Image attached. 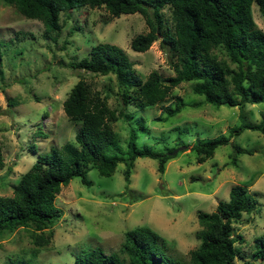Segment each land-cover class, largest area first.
<instances>
[{"label":"rangeland","instance_id":"1","mask_svg":"<svg viewBox=\"0 0 264 264\" xmlns=\"http://www.w3.org/2000/svg\"><path fill=\"white\" fill-rule=\"evenodd\" d=\"M161 11L171 26L169 10ZM250 12L264 33V16L256 3ZM59 24L58 31L44 33L40 21L25 18L0 0V196L11 195L12 185L38 153L72 142L79 124L65 117L62 101L78 79L91 92L105 96L110 109L129 115V119L119 117L110 124L121 151H125L131 126L137 128L139 147L159 152L183 148L164 163L162 173L156 171V160L135 158L128 184L123 162L116 164L110 176L88 165V186L76 176L55 196L54 205L61 215L52 223L48 244L34 247L26 228L3 233L0 264H74L76 254L94 247L105 254L116 252L123 233L140 225L159 236L165 253L186 258L198 245L194 234L200 229L197 213H209L218 201L227 200L232 185L245 186L255 201V208L233 224L232 234L241 240L234 242L238 254L232 264H264V259L251 256L254 238L264 232V135L244 129L201 163L190 149L196 140L228 136L243 122L257 123L264 117V101L242 108L215 106L202 102L192 91L193 81H187L173 87L154 106L138 109L131 101L123 105L112 74L98 75L67 65L85 57L92 45L110 43L122 49L142 80L152 70L161 76L173 75L158 40L146 51L131 50V38L148 29L143 17L139 13L112 17L103 7H81L61 12ZM167 104H179L180 110L168 116L163 111ZM36 123L45 137L35 136ZM232 145L247 151L237 153L234 164Z\"/></svg>","mask_w":264,"mask_h":264},{"label":"trees","instance_id":"2","mask_svg":"<svg viewBox=\"0 0 264 264\" xmlns=\"http://www.w3.org/2000/svg\"><path fill=\"white\" fill-rule=\"evenodd\" d=\"M12 5L27 19L38 20L44 33L60 29L61 12L74 8L103 7L112 17L139 13L147 26L145 33L131 38L132 51H146L158 40L166 53L173 75L161 76L150 71L144 80L137 75L121 48L110 43L92 45L85 57L70 61L68 67L98 75L112 74L123 105L130 101L138 109L154 106L168 96L181 82L193 81L192 91L202 102L215 106L242 108L246 103L264 101V33L255 26L250 7L254 2L264 16V0H2ZM169 10V22L162 9ZM180 110L179 104L163 106L166 115ZM65 117L79 124L72 142L48 152L38 153L29 167L11 187L10 196H0V240L3 233L26 228L30 242L36 248L48 244L52 223L61 211L54 205L60 187L73 177L89 185L87 166L96 168L102 176H110L117 163H124V181L129 183L133 161L137 157L156 160V171L163 172L164 163L175 156L172 149L159 152L136 143V129L129 127L125 151L117 144L110 124L119 117L129 119L122 110L106 104V97L91 92L87 83L78 79L62 101ZM250 129L264 135V117L255 124L243 122L228 136L196 140L190 149L198 163L213 155L214 150L229 142V137ZM35 136L45 137L36 123ZM231 163L239 151L232 145ZM3 158L0 151V169ZM255 208V201L243 185H232L228 198L218 201L209 213L198 212L200 225L194 234L198 245L186 258H176L166 252L159 236L148 226L126 230L116 252L105 254L100 247L76 254L74 264H232L238 254L234 247L240 235L233 236V224L243 213ZM253 260L264 259V232L253 241Z\"/></svg>","mask_w":264,"mask_h":264},{"label":"water","instance_id":"3","mask_svg":"<svg viewBox=\"0 0 264 264\" xmlns=\"http://www.w3.org/2000/svg\"><path fill=\"white\" fill-rule=\"evenodd\" d=\"M183 147H179L178 149L180 150V149H182ZM176 150H174L173 152H175Z\"/></svg>","mask_w":264,"mask_h":264}]
</instances>
